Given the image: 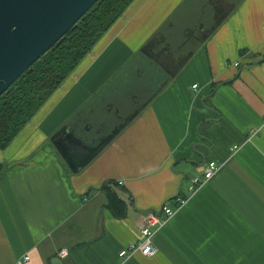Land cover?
Returning a JSON list of instances; mask_svg holds the SVG:
<instances>
[{
	"label": "crops",
	"instance_id": "crops-1",
	"mask_svg": "<svg viewBox=\"0 0 264 264\" xmlns=\"http://www.w3.org/2000/svg\"><path fill=\"white\" fill-rule=\"evenodd\" d=\"M134 4L0 151V264H264V0L237 1L174 75L138 50L160 32L165 0ZM153 63L164 75L146 86L139 75ZM130 83L152 99L71 172L50 136L88 130L74 115L108 113L104 97ZM211 160L220 170L154 232L157 252L120 258L146 214L173 205Z\"/></svg>",
	"mask_w": 264,
	"mask_h": 264
},
{
	"label": "water",
	"instance_id": "water-1",
	"mask_svg": "<svg viewBox=\"0 0 264 264\" xmlns=\"http://www.w3.org/2000/svg\"><path fill=\"white\" fill-rule=\"evenodd\" d=\"M97 0H0V95L45 51L66 33L73 24L84 15ZM228 12L216 20L203 41L219 27ZM152 36L142 47V52L162 66L152 53L145 50L153 42ZM164 39V38H163ZM164 41H166L164 39ZM163 44V42H162ZM156 45V53L171 51L173 45L166 41L165 47ZM177 50L181 45H174ZM151 48L155 47L150 45ZM186 55L176 69H170L174 75L188 59ZM163 67V66H162ZM164 68V67H163ZM143 103L128 114L123 122L114 129L105 140L95 145H86L76 136V129L63 125L50 136V142L71 172L84 167L118 132L144 107ZM78 147H82L83 151Z\"/></svg>",
	"mask_w": 264,
	"mask_h": 264
},
{
	"label": "trees",
	"instance_id": "trees-1",
	"mask_svg": "<svg viewBox=\"0 0 264 264\" xmlns=\"http://www.w3.org/2000/svg\"><path fill=\"white\" fill-rule=\"evenodd\" d=\"M132 0H97L0 95V149L7 147ZM5 166L0 161V173Z\"/></svg>",
	"mask_w": 264,
	"mask_h": 264
},
{
	"label": "flooded vegetation",
	"instance_id": "flooded-vegetation-1",
	"mask_svg": "<svg viewBox=\"0 0 264 264\" xmlns=\"http://www.w3.org/2000/svg\"><path fill=\"white\" fill-rule=\"evenodd\" d=\"M236 2L237 1L235 0H209L208 3L214 7L213 12H210L206 5L203 6V8L198 13L191 10L184 11V14L188 15L189 17L188 21H186V23L182 24L181 26H177L174 23H171L170 26L172 29L169 31V33H164L162 31L156 33L155 39L153 40V42H150L148 46H146L145 50L152 54L154 53L153 55H155V57L160 61L167 73L170 69H176V67L181 61H183L186 55H190L200 44L204 43L203 40L209 33L210 28L213 26L215 21L220 19L225 13L232 9L235 6ZM163 38L166 41H169L171 44L173 39H177L179 41L177 45L180 44L181 46L176 50V46L173 45L171 49L174 59L171 57L169 58L168 52L164 53L163 51V54H155V51H157L158 49L156 48L157 44H160L159 48L163 47L164 50H169V48L165 47L166 41H164ZM150 45H154L155 47L151 48ZM167 79L168 77L164 78L163 82ZM151 90L152 89H147L141 96L135 95L134 98L135 100H138L137 103L131 101V105H122L126 107L125 109H123L124 114H121L119 107H113V110L117 109V115H119L118 119L120 120L113 121L110 123V125H107L106 123H103L100 126L90 125L88 130L80 128L78 129L79 134L77 133L76 136L85 141L86 145H95L100 141L105 140V138L109 136V134L114 129L118 128V126L123 122L124 118L129 114V112L131 113L136 108L140 107L143 103H147L152 99V96L154 94ZM112 105L113 104L109 106L108 113L113 111L111 109ZM79 117H81V114L79 115ZM72 124H70L71 129H73L74 126ZM78 149L83 151L82 147H78Z\"/></svg>",
	"mask_w": 264,
	"mask_h": 264
},
{
	"label": "rangeland",
	"instance_id": "rangeland-1",
	"mask_svg": "<svg viewBox=\"0 0 264 264\" xmlns=\"http://www.w3.org/2000/svg\"><path fill=\"white\" fill-rule=\"evenodd\" d=\"M208 1L209 0H165V6H166V8L164 10V13H162V9L160 8V16H161L162 19L159 21L160 24H159V26L157 28V29H159L158 31H162L164 33H169V31L172 29L171 26H170L171 23H174L177 26H181L182 24L186 23V21H188V18H189L188 15L184 14V11H186V10H191L193 12L198 13L203 8V6L206 5L207 8H208V10L210 12H213L214 11V7L212 5H210L208 3ZM235 1H240V0H235ZM133 6H136V4H134V0H132L129 3V5L127 6V8L128 7H133ZM145 44L146 43H144L140 47V49H138V50L139 51H142V49H143L142 47ZM194 52H192V53H194ZM130 64H132V61L129 62V65ZM152 65L153 66H152V71L151 72L145 71L144 73L142 72L139 75V78L140 79H143L140 82L146 84V86H147V84L151 83V77L149 76V74H151V73L154 72V73H159V74L164 75V73L161 70H159V68L155 65V63H153ZM155 69H157L158 71H156ZM136 82L138 83V80L137 79H136ZM160 85L161 84H159V81H157V83H155L153 85V87L157 88ZM127 86H129L130 89H128L125 92V94H123V96H106V97H104V103L117 104L119 106H122V105H125V104L131 105V101H133L134 103H137L138 100H135L134 96L135 95L141 96L143 94V92H144V88H140V89L139 88L138 89L133 88V83H130ZM60 87L61 86H59L56 90H54L49 95V97L45 100V102L48 101V99L50 98V96L54 92L58 91V89ZM110 87H111L110 85H106L103 88L102 93H104V92H105V94L111 93V92H108ZM120 112H121V114H124L123 109H120ZM80 113H81L82 116H84L86 118V121L88 123H94L93 124L94 126H100L103 123H106L107 125H110L111 122L120 120V119H118L119 118V115H117V109L111 111L110 113H107L106 111H101L100 109H97L96 108L93 111H85V112H80ZM73 115H74V113H72V115L70 116V118ZM70 118L68 119V121L70 120ZM75 118L78 119L79 121L82 120V122H83V119L81 117H79V114H77V113L74 115L73 119H75ZM32 141L33 142L30 143V145L24 146L21 151L28 150L30 148L28 146H31V145H33L36 142L34 136H32ZM0 151H3V149H0ZM2 163L4 164V166L7 165L6 162H2Z\"/></svg>",
	"mask_w": 264,
	"mask_h": 264
},
{
	"label": "built area",
	"instance_id": "built-area-1",
	"mask_svg": "<svg viewBox=\"0 0 264 264\" xmlns=\"http://www.w3.org/2000/svg\"><path fill=\"white\" fill-rule=\"evenodd\" d=\"M264 31V26H263ZM239 65V63H235ZM193 89L198 92V85H193ZM262 129H252L248 132L249 139L260 133ZM237 146L234 147V150ZM222 162L211 160L208 161L201 172V174L194 176L186 187L184 193L175 198V203L173 205L164 204L159 211H149L144 217V224L142 225L139 233L140 236L138 240L130 243L127 247L119 252L120 258H127L130 255L138 252L143 256H152L157 252V248L153 243L154 232L161 227L169 217L174 214V211L188 203V201L193 197L196 191L209 180H211L217 172L220 170ZM68 255V249L62 248L58 251V256L64 258ZM25 260L28 259L27 256L24 257Z\"/></svg>",
	"mask_w": 264,
	"mask_h": 264
}]
</instances>
